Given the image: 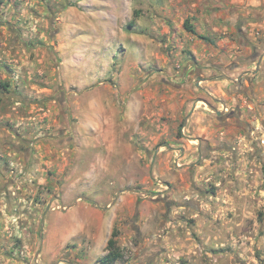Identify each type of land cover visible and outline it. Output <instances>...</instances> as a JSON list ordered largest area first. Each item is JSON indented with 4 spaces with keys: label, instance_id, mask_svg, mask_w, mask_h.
I'll return each instance as SVG.
<instances>
[{
    "label": "rangeland",
    "instance_id": "1",
    "mask_svg": "<svg viewBox=\"0 0 264 264\" xmlns=\"http://www.w3.org/2000/svg\"><path fill=\"white\" fill-rule=\"evenodd\" d=\"M199 78L243 118L185 123ZM113 230L115 264H264V0H0V264Z\"/></svg>",
    "mask_w": 264,
    "mask_h": 264
},
{
    "label": "crops",
    "instance_id": "2",
    "mask_svg": "<svg viewBox=\"0 0 264 264\" xmlns=\"http://www.w3.org/2000/svg\"><path fill=\"white\" fill-rule=\"evenodd\" d=\"M92 3H94L93 1H92ZM113 5H114V9H113V12L115 11L116 12V14L117 13H119V11H118V8H117V5H116V8H115V4L113 3ZM121 6V5H120ZM115 16V15H114ZM109 21V20H108ZM106 25V24H105ZM227 79V78H226ZM238 79H240V77L238 78ZM238 79H236V82H234V80H230V79H228V80H230V81H233V83H235V84H237V85H233L231 88H233L234 89V94H235V96L237 97V98H242V97H246V95H249V91H248V94H247V90L246 89H244V87H241L242 85H238L239 84V82H237L238 81ZM198 82H203V84L205 83V87H203V85L201 86V85H199V83H196V89L198 90V91H202L203 93H208L209 95H210V97H212V98H214L215 100L216 99H218L219 101H220V106L217 108V112H214L212 109H211V111L210 110H208L206 107L204 108V110L206 111L205 113H201L200 111H198L200 108H202V107H200V104H199V101L197 102V104L195 105V106H193V112H192V114H191V116L189 117V119L188 120H186L185 121V123H191L192 122V120H194L195 119V116H197V121H199V122H204L207 118H209V117H211V116H215L216 118H217V121H218V123H236V121H237V119H234V118H232L231 116H229V114H230V106H228L226 103H223L222 102V99H220V97L218 98V96L216 95V93H209V91H206V90H208V88H212L213 86H214V84H216V82L212 79V78H206V79H201V78H199V81ZM207 86V87H206ZM219 88H221V86H219ZM240 88L243 90V93L244 94H246L245 96L244 95H239V92H240ZM222 90L220 89V92H221ZM230 92L228 91V94H229ZM217 94H219V93H217ZM225 92H223L222 93V95L223 96H225ZM179 102V101H178ZM185 102H183L182 103V105L184 104ZM204 103H206V102H204ZM173 109V114L175 113L176 114V107H175V104L173 105V107H172ZM179 108V107H178ZM237 109V108H236ZM241 111V112H240ZM209 112V113H208ZM198 113H200V114H198ZM234 114H235V116H239V117H241L242 118V116H241V113H244L242 110H239V109H237V110H235V112H233ZM217 115H219L220 117H218ZM244 116V115H243ZM201 117V118H200ZM240 118V119H241ZM238 120H239V118H238ZM209 123H214V122H212V121H209ZM186 125V124H185ZM186 127V126H185ZM185 129H188L187 127L185 128ZM199 129H202V127L201 128H199ZM94 138H96V139H98V138H100V137H95V136H93ZM119 137H121V136H119ZM103 140H106L107 142H116L115 140H110L109 138H107V139H103ZM110 150L112 149V148H109ZM127 200V198H124L123 199V202H125ZM107 208L109 209H111L114 213V215L116 216L117 214H118V212L120 211V210H122L123 208H125V203H122L121 205H118V207L116 208V209H114V204H113V202H110L109 204H108V206H107ZM113 216V215H112ZM113 221V220H112ZM113 225H114V222L111 224V226L113 227Z\"/></svg>",
    "mask_w": 264,
    "mask_h": 264
},
{
    "label": "trees",
    "instance_id": "3",
    "mask_svg": "<svg viewBox=\"0 0 264 264\" xmlns=\"http://www.w3.org/2000/svg\"><path fill=\"white\" fill-rule=\"evenodd\" d=\"M129 26L133 27L134 23H131ZM184 28L187 32L195 36H198V33L196 32L195 28L188 21L184 23ZM199 38L204 41H209L206 37L199 36ZM117 237H118L117 231L113 230L112 236L107 242V246H106L107 253L106 255L100 258L99 264H115L124 259V252L117 245V240H116Z\"/></svg>",
    "mask_w": 264,
    "mask_h": 264
},
{
    "label": "flooded vegetation",
    "instance_id": "4",
    "mask_svg": "<svg viewBox=\"0 0 264 264\" xmlns=\"http://www.w3.org/2000/svg\"><path fill=\"white\" fill-rule=\"evenodd\" d=\"M262 60H263V58L260 60V64H261V62H262ZM259 64V65H260ZM241 81H242V78L240 77V79H238V82H239V84L238 85H241ZM234 85H237V84H235L234 83ZM248 94V93H247ZM239 95H246V94H244L243 93V90L240 88V92H239ZM247 96V95H246ZM215 103H218V104H221L220 103V101L218 100V99H216V101H214ZM239 109V107L237 106V105H234V103L231 105V107H230V114H229V116H231L232 118H234V119H240L241 117H239L238 115L237 116H235V114L233 113V112H235V110H237V109ZM241 112V111H240ZM218 117H220L219 115H217ZM241 116H242V118H243V113H241ZM221 118V117H220ZM241 118V119H242Z\"/></svg>",
    "mask_w": 264,
    "mask_h": 264
},
{
    "label": "water",
    "instance_id": "5",
    "mask_svg": "<svg viewBox=\"0 0 264 264\" xmlns=\"http://www.w3.org/2000/svg\"><path fill=\"white\" fill-rule=\"evenodd\" d=\"M259 71V65L257 67V72ZM234 82H236V80H234ZM238 82V81H237ZM214 112H217V109H215L214 107L212 106H209Z\"/></svg>",
    "mask_w": 264,
    "mask_h": 264
}]
</instances>
